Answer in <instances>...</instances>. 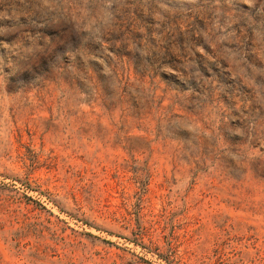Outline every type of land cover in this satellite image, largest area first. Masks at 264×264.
<instances>
[{
	"label": "rangeland",
	"instance_id": "1",
	"mask_svg": "<svg viewBox=\"0 0 264 264\" xmlns=\"http://www.w3.org/2000/svg\"><path fill=\"white\" fill-rule=\"evenodd\" d=\"M0 264H264V0H0Z\"/></svg>",
	"mask_w": 264,
	"mask_h": 264
}]
</instances>
